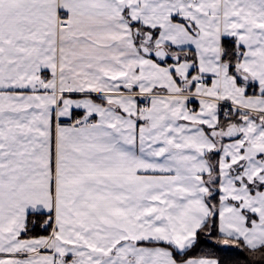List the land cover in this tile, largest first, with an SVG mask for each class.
Wrapping results in <instances>:
<instances>
[{
	"label": "snow or ice",
	"instance_id": "6c2138e0",
	"mask_svg": "<svg viewBox=\"0 0 264 264\" xmlns=\"http://www.w3.org/2000/svg\"><path fill=\"white\" fill-rule=\"evenodd\" d=\"M0 264H264V0H0Z\"/></svg>",
	"mask_w": 264,
	"mask_h": 264
}]
</instances>
